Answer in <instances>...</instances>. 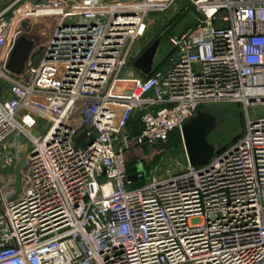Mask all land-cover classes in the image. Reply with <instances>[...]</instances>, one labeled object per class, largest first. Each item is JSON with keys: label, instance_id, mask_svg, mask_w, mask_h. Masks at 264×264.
I'll return each mask as SVG.
<instances>
[{"label": "built area", "instance_id": "built-area-1", "mask_svg": "<svg viewBox=\"0 0 264 264\" xmlns=\"http://www.w3.org/2000/svg\"><path fill=\"white\" fill-rule=\"evenodd\" d=\"M25 1L0 0V175L11 141L28 144L22 196L0 182V264H264V113H248L264 108V0H191L197 21L148 77L135 45L174 0ZM37 18L52 24L12 75ZM217 103L241 104L246 125L207 163L167 176L128 164Z\"/></svg>", "mask_w": 264, "mask_h": 264}, {"label": "rangeland", "instance_id": "rangeland-1", "mask_svg": "<svg viewBox=\"0 0 264 264\" xmlns=\"http://www.w3.org/2000/svg\"><path fill=\"white\" fill-rule=\"evenodd\" d=\"M198 19V13L191 0H174L164 10L151 13L146 18V31L144 36L135 45L133 54L139 55L154 39L162 35V42L159 47L155 63L166 59L170 52L167 37L171 34L182 32L187 27L193 25ZM36 22V23H35ZM52 21L46 19H30L24 25V31L28 37L35 39V51L41 46V40L47 35L48 28ZM221 116V122L216 129L211 131L207 140L214 149H225L229 147L235 139L242 134L245 125L247 112L241 104L217 103L206 107ZM250 117L258 113H264L262 106H251L248 110ZM136 123L134 118L129 127ZM33 133H35L33 131ZM181 142H176L177 136L174 133L170 139L164 143H155L149 146L135 148L127 156L128 164L140 163L145 171L153 170L159 176H167L174 172L185 169L187 158L185 149ZM8 174V181H2L1 175ZM28 173V164L25 157L18 160L13 166L7 168L0 175V182L4 187L13 191L14 197L18 198L24 193V181Z\"/></svg>", "mask_w": 264, "mask_h": 264}, {"label": "water", "instance_id": "water-1", "mask_svg": "<svg viewBox=\"0 0 264 264\" xmlns=\"http://www.w3.org/2000/svg\"><path fill=\"white\" fill-rule=\"evenodd\" d=\"M163 36L154 39L136 58L132 65L142 76L148 77L154 67L155 58L161 45ZM34 47V41L25 35H19L14 40L5 68L12 75H21L27 65V61ZM221 116L209 109L199 110L181 128V138L188 163L191 166H199L207 163L214 154V147L208 142V134L216 129L221 122ZM35 151H32L34 154ZM128 180L138 179L136 186L143 183V176L135 173L134 167L128 170ZM127 188V186H126Z\"/></svg>", "mask_w": 264, "mask_h": 264}, {"label": "crops", "instance_id": "crops-1", "mask_svg": "<svg viewBox=\"0 0 264 264\" xmlns=\"http://www.w3.org/2000/svg\"><path fill=\"white\" fill-rule=\"evenodd\" d=\"M34 0H26L25 3L27 2H33ZM30 39L34 40V46H35V39L34 38H31L29 37ZM11 146L13 147V149L15 150V154H16V157H17V161L22 159L23 157H25V153L28 149V144L26 142L25 139H22V138H17L13 141H11ZM16 161V162H17ZM1 179L2 181L4 180H7L8 181V174H5V172L1 175ZM3 185V183H2ZM4 187V185H3ZM5 188V187H4ZM6 190H8L7 188H5Z\"/></svg>", "mask_w": 264, "mask_h": 264}, {"label": "trees", "instance_id": "trees-1", "mask_svg": "<svg viewBox=\"0 0 264 264\" xmlns=\"http://www.w3.org/2000/svg\"><path fill=\"white\" fill-rule=\"evenodd\" d=\"M176 134V136H177V140H176V142L178 143V142H181L180 140V138H181V135H180V132L178 131V130H174L173 132H171V134L169 135V137H168V139H170V137L171 136H173V134Z\"/></svg>", "mask_w": 264, "mask_h": 264}]
</instances>
